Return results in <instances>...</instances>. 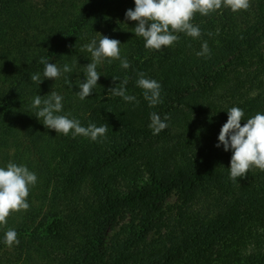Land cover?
<instances>
[{"label": "trees", "instance_id": "trees-1", "mask_svg": "<svg viewBox=\"0 0 264 264\" xmlns=\"http://www.w3.org/2000/svg\"><path fill=\"white\" fill-rule=\"evenodd\" d=\"M129 8L135 0H0V167L13 162L37 176L30 207L0 225V264H264V171L233 182L232 151L216 147L227 109L244 111L242 125L264 113V0L195 13L201 36L174 33L179 40L159 51L135 36ZM102 35L121 42L130 67L105 60L81 101L77 84L91 63L81 49ZM204 42L210 55L197 56ZM41 57L72 71L39 85L31 75L43 79ZM141 72L161 85L162 103L149 107ZM125 78L131 102L108 93ZM52 91L63 97L58 115L107 125L105 136L46 128L31 105ZM153 112L169 117L158 135L148 127ZM173 192L178 203L162 210ZM124 211L131 221L102 250ZM9 229L19 240L10 248Z\"/></svg>", "mask_w": 264, "mask_h": 264}, {"label": "clouds", "instance_id": "clouds-1", "mask_svg": "<svg viewBox=\"0 0 264 264\" xmlns=\"http://www.w3.org/2000/svg\"><path fill=\"white\" fill-rule=\"evenodd\" d=\"M222 6L230 8L232 12H238L247 10L250 7V0H135V8H129L126 11L125 19L138 22L133 32L135 36L144 39L146 49L159 51L164 47L172 46L179 40V36L174 33L182 32L193 39L199 38L202 34L200 28L191 23L194 14L208 15L221 9ZM120 44L119 40L102 35L98 42L93 39L83 46L81 51L86 50L91 54V63L85 65L83 69L86 79L77 84L80 90L76 94L81 101L93 93L101 75L97 71V66L105 60L109 63L120 60L123 69L130 67L127 58H121ZM209 55L210 49L207 42H204L197 56ZM39 62L45 66L43 79L39 73L31 75V80L39 85L45 78L56 80L60 78L62 72L72 71L68 64H65L61 70L56 63H49V60L44 57H41ZM138 75L137 86L143 90V96L148 101L149 107L162 103L161 85L154 79L145 78L143 72ZM113 80L118 78L113 77ZM66 83L72 86L67 78ZM127 83L128 80L125 78L115 87L109 88L108 93L122 97L127 102L134 101L136 99L134 96L126 94ZM62 100L61 95L52 91L51 95L45 99L37 95L31 107L36 110L34 114L43 125L55 130L57 134L67 136L71 132L73 138L82 135L92 141L105 136L107 125L97 127L95 124H89L83 127L79 120L70 119V114L58 115L57 113L63 110ZM227 113L228 119L221 127L216 147L223 145L225 151H232L229 178L235 182L238 178H246L253 168L264 171V113L258 112L247 119L243 125L241 121L244 120V111L241 108L231 107L227 109ZM168 119V115H165L162 120L157 113H151L148 127L152 130V134L158 135L165 130L168 127L166 123ZM36 182V174L24 165L9 162L6 168L0 167V225H6L7 218L13 212L27 210L30 207L27 197L30 187L35 186ZM17 236L14 229L7 230L4 237L5 245L9 248L13 244L18 245Z\"/></svg>", "mask_w": 264, "mask_h": 264}, {"label": "rangeland", "instance_id": "rangeland-1", "mask_svg": "<svg viewBox=\"0 0 264 264\" xmlns=\"http://www.w3.org/2000/svg\"><path fill=\"white\" fill-rule=\"evenodd\" d=\"M178 203V195L176 193H171L167 199L161 204L162 210H165L169 204ZM131 212L124 211L117 219H115L112 224L108 227L106 239L102 244V250L110 244L112 236L121 229L125 224H128L131 221ZM155 233V230L150 231L149 236L151 237Z\"/></svg>", "mask_w": 264, "mask_h": 264}]
</instances>
